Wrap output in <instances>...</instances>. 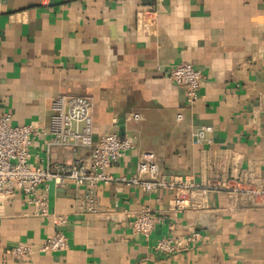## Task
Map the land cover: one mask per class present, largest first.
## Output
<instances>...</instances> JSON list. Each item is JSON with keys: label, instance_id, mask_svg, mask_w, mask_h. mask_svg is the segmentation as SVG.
Masks as SVG:
<instances>
[{"label": "crops", "instance_id": "1", "mask_svg": "<svg viewBox=\"0 0 264 264\" xmlns=\"http://www.w3.org/2000/svg\"><path fill=\"white\" fill-rule=\"evenodd\" d=\"M183 62L203 77L193 106L168 77ZM58 95L90 97L94 144L104 134L134 142L108 169L113 176L135 177L138 154L150 151L162 175L206 190L177 210L175 191L99 185L98 214H84L75 203L81 189L50 182L39 193L49 213L68 218V248L50 254L36 248L56 230L51 220L18 194L0 199V264H264V207L215 190L239 170L264 179V0H0V114L37 129L30 164L75 157L47 146ZM198 126L212 127L210 146L194 144ZM142 209L159 219L146 238L131 229ZM192 233L196 242L185 246ZM165 238L184 248L156 251ZM17 244L35 251L14 259Z\"/></svg>", "mask_w": 264, "mask_h": 264}, {"label": "built area", "instance_id": "2", "mask_svg": "<svg viewBox=\"0 0 264 264\" xmlns=\"http://www.w3.org/2000/svg\"><path fill=\"white\" fill-rule=\"evenodd\" d=\"M168 77L183 90L186 104L193 106L203 78L201 72L183 62L174 65L168 71ZM261 105L264 109V101ZM91 107L92 102L88 96L54 97L50 106V140L47 146L67 147L75 157L68 163H52L46 167L30 164V147L37 129L32 125H12L8 113L0 114V199L5 200L18 194L26 205L33 209L36 216L51 220L56 230L36 248L40 253H61L68 248V239L61 230L67 224V216L49 213L48 198L39 193L40 187H45L50 182L69 181L77 189H81L83 193L76 197L75 203L76 211L84 214H98L94 191L99 185L125 182L148 194L175 191L173 207L177 210L194 207V200L202 198L206 190L191 180L170 179L162 175L155 155L150 151L138 154L135 177L124 179L113 176L108 169L136 147L131 139L116 134H104L94 144ZM131 118L134 121L139 120L137 114ZM183 119L182 113L175 115L176 122ZM211 134L210 126L196 127L192 132L194 144L201 147L210 146ZM85 150L87 154H79ZM229 181L226 185L215 187V190L230 193V197L246 207H264V179L255 172L239 170ZM158 221L157 215L148 209H142L134 216L131 229L135 234L146 238ZM197 238L198 235L192 233L186 239L185 246L188 243L194 244ZM183 248L177 241L165 238L159 240L154 249L174 254ZM34 251L30 245L17 244L9 253L14 259H24L30 257Z\"/></svg>", "mask_w": 264, "mask_h": 264}]
</instances>
